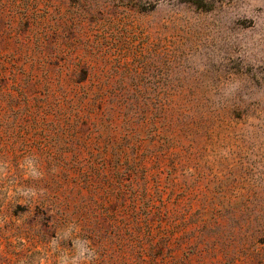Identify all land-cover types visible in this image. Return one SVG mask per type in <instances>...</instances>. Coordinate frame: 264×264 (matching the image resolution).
Here are the masks:
<instances>
[{"label": "rangeland", "instance_id": "obj_1", "mask_svg": "<svg viewBox=\"0 0 264 264\" xmlns=\"http://www.w3.org/2000/svg\"><path fill=\"white\" fill-rule=\"evenodd\" d=\"M0 264H264V0H0Z\"/></svg>", "mask_w": 264, "mask_h": 264}]
</instances>
